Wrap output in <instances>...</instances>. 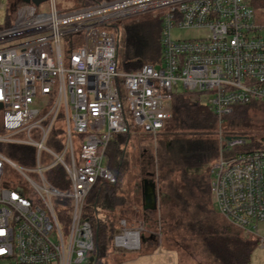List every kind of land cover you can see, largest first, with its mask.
<instances>
[{"label": "built area", "instance_id": "1", "mask_svg": "<svg viewBox=\"0 0 264 264\" xmlns=\"http://www.w3.org/2000/svg\"><path fill=\"white\" fill-rule=\"evenodd\" d=\"M6 1L13 15L0 27V264H89L95 241L84 207L98 181L115 182L104 165L110 142L132 129L155 138L171 117V94H198L219 124L237 108L264 105V23L249 0H111L68 12L57 0H46L47 12ZM145 14L160 20V63L123 72L109 30ZM176 30L204 35L182 40ZM73 38L81 45L73 48ZM246 144L220 136L211 193L218 214L264 247V153H231ZM9 146L32 148L33 159L13 162ZM56 167L62 189L47 179ZM143 233L120 220L113 248L137 253Z\"/></svg>", "mask_w": 264, "mask_h": 264}, {"label": "trees", "instance_id": "2", "mask_svg": "<svg viewBox=\"0 0 264 264\" xmlns=\"http://www.w3.org/2000/svg\"><path fill=\"white\" fill-rule=\"evenodd\" d=\"M107 1L111 0H71V6L59 9L68 12ZM249 2L256 20L264 23V0ZM14 5L17 7L23 3L15 0ZM12 15L13 10H9L6 21L0 27L10 26ZM136 18L133 23L128 20L127 24L115 25L109 30L118 34V67L127 73L135 72L143 65L158 66L161 57L160 20L150 14ZM149 20L153 21L151 26H142L141 22ZM71 40L73 48L82 43L81 38ZM169 102L170 119L155 138L142 134L144 145L140 149L141 182L146 177L155 185L156 211L162 212L160 222L167 224L163 229L164 251L174 253L178 264H251V255L259 246L258 240L227 223L218 214L213 202L209 169L218 157V146L214 139L218 129L216 116L195 93H173ZM249 113L264 118V105L235 109L222 121L229 132L225 136L235 135L234 129L249 122ZM130 140V134L112 139L104 165L115 176V182L98 181L85 202L84 216L91 225L95 241L93 264H108L115 251L112 240L120 220L129 219V227L137 221L144 226L147 224L149 229L161 225L157 221L150 222L147 214L154 211L143 210L141 193L132 194L124 190L128 178ZM243 151L264 153V136L231 153ZM3 152L10 160L21 165L30 163L34 156V150L24 146H9ZM47 179L58 189L66 184L64 173L58 167L47 172ZM55 205L59 208L69 203L57 201ZM65 213L67 215L68 212L65 210L62 214ZM145 233L143 240L148 243L144 251L141 247L142 251L137 252L139 255L152 253L160 247L157 238L151 235L146 237ZM186 253L187 261L184 259Z\"/></svg>", "mask_w": 264, "mask_h": 264}, {"label": "rangeland", "instance_id": "3", "mask_svg": "<svg viewBox=\"0 0 264 264\" xmlns=\"http://www.w3.org/2000/svg\"><path fill=\"white\" fill-rule=\"evenodd\" d=\"M72 2L71 0H57V7L59 8H64L71 6ZM41 6V7H40ZM39 6V11L40 12H47L48 11V4L47 2L42 3ZM60 10V9H59ZM7 13H9V5L6 0H0V25H2L6 21V16ZM148 15V14H145ZM156 18V17H154ZM137 19V18H136ZM143 18L139 19L142 20ZM258 20V19H257ZM136 20H129V23H133ZM260 21V20H259ZM127 21L123 22L126 23ZM127 22V23H128ZM123 23L121 24L123 26ZM126 23V24H127ZM142 26L149 27L151 24H153V21H143L141 22ZM114 33V31H112ZM204 33L202 31H174L173 36L174 37H181L182 40H192V39H198L199 37H202ZM121 39V35H120ZM248 117L250 118L249 122H245L243 125H239L236 129H234L233 133L235 132V135H232L231 137H241L244 138L248 144L252 142L253 139L259 138L260 136H264V118L261 115H254L253 113H249ZM227 125L221 123L219 124L218 122V129L216 134L214 135V139L217 142L218 146V152L220 148V136H225L227 133ZM138 134V135H137ZM132 139L133 141L135 139L140 140L141 139V134L139 135V131L132 129ZM137 141V140H136ZM140 147H138L135 144H131V151L129 158H128V165H127V179L125 180V188L124 190L127 192H131L139 194L140 193V184L142 180L141 172L142 169L140 170L141 164H142V158H140ZM210 173V169H209ZM146 180L149 181L145 177ZM139 210V208H138ZM147 217L151 221H157V223H161V225H158L155 229L148 228V225L146 224L145 226L141 224L140 221L134 222L133 225L130 228H136V227H142L144 232L146 231L145 235L146 237L148 235H151L152 237L157 238L160 247L156 250L159 252H152L149 254L145 255H139L138 253H126L122 251H114L112 253V257L109 260L108 264H178L177 262V257L175 256L174 253H168L164 252V247H163V241H164V235H163V229L166 227V223L160 222V219L162 217V212L161 211H154V212H149L147 214ZM124 221L128 224L130 223V220L124 219ZM173 236V234H172ZM144 241V240H143ZM145 242V241H144ZM142 242V243H144ZM148 243V241H146ZM162 246V247H161ZM142 250L144 251V247L142 246ZM141 250V251H142ZM148 250V249H147ZM187 253L184 255L185 261H187ZM251 264H264V247H262L260 244L257 249H255L251 255Z\"/></svg>", "mask_w": 264, "mask_h": 264}, {"label": "water", "instance_id": "4", "mask_svg": "<svg viewBox=\"0 0 264 264\" xmlns=\"http://www.w3.org/2000/svg\"><path fill=\"white\" fill-rule=\"evenodd\" d=\"M26 5H33L38 8L42 3H45L46 0H18ZM142 202L143 209L146 211H155L157 210V200L155 193V185L152 181L145 180L143 182V190H142ZM95 261V257H91L89 259V264H93Z\"/></svg>", "mask_w": 264, "mask_h": 264}, {"label": "crops", "instance_id": "5", "mask_svg": "<svg viewBox=\"0 0 264 264\" xmlns=\"http://www.w3.org/2000/svg\"><path fill=\"white\" fill-rule=\"evenodd\" d=\"M41 7V6H40ZM132 133V132H131ZM131 133H130V142H131V144L132 145H134V141H135V144L137 145V143H138V147H140V149H141V146H143L144 144V140H143V138L141 137V139L140 140H138V139H135L134 141H133V139H132V135H131ZM141 134V135H140ZM138 135V134H137ZM139 135L140 136H142V133L139 131ZM137 140V141H136ZM130 151H131V149H130ZM146 180V179H145ZM142 183V182H141ZM142 190H143V183L142 184H140V193H141V203H142V208H143V202H142ZM144 210V209H143ZM146 211V210H145ZM144 242V241H143ZM142 245L144 246V248L146 247V243H142ZM156 252H159V251H155L154 253H156ZM164 252H166V251H164ZM168 253H171V252H168ZM176 256V255H175ZM177 259V258H176Z\"/></svg>", "mask_w": 264, "mask_h": 264}, {"label": "flooded vegetation", "instance_id": "6", "mask_svg": "<svg viewBox=\"0 0 264 264\" xmlns=\"http://www.w3.org/2000/svg\"><path fill=\"white\" fill-rule=\"evenodd\" d=\"M145 181V179H143L142 183Z\"/></svg>", "mask_w": 264, "mask_h": 264}]
</instances>
